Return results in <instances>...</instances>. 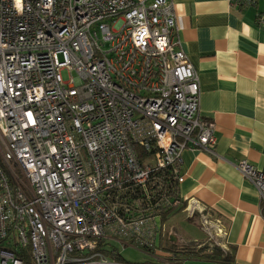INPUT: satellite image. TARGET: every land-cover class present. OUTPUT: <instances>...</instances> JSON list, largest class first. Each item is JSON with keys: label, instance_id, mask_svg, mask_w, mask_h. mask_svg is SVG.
Segmentation results:
<instances>
[{"label": "built area", "instance_id": "2783aa9c", "mask_svg": "<svg viewBox=\"0 0 264 264\" xmlns=\"http://www.w3.org/2000/svg\"><path fill=\"white\" fill-rule=\"evenodd\" d=\"M200 103L173 0H0V264L165 260L163 216L197 208L182 153L218 141ZM236 166L264 208V171Z\"/></svg>", "mask_w": 264, "mask_h": 264}, {"label": "crops", "instance_id": "0c3cea01", "mask_svg": "<svg viewBox=\"0 0 264 264\" xmlns=\"http://www.w3.org/2000/svg\"><path fill=\"white\" fill-rule=\"evenodd\" d=\"M182 46L197 69L202 117L214 123V151L182 153L181 196L208 211L222 248L237 264H264V208L239 171L245 160L264 171V27L259 9L231 0H173ZM260 7V6H259ZM169 255V253H167Z\"/></svg>", "mask_w": 264, "mask_h": 264}, {"label": "rangeland", "instance_id": "374dc122", "mask_svg": "<svg viewBox=\"0 0 264 264\" xmlns=\"http://www.w3.org/2000/svg\"><path fill=\"white\" fill-rule=\"evenodd\" d=\"M264 0H259L258 9L264 8ZM64 77L67 79V73L64 72ZM216 220L213 218V215L204 211L198 212V210H193L192 208L180 209L164 223L165 233L172 237L173 242H176L179 246L192 247L191 244H198V247L194 249H201L204 245H208V251H212L215 247H220L221 249V237L222 234L219 232ZM169 232H166L168 231ZM166 234V235H167ZM194 241V242H193ZM115 247L119 250L120 255L128 262H138L143 263L146 261L154 260V257L148 255L145 252L138 251L132 247L123 249L120 242L113 243ZM161 246L164 244V237L160 242ZM224 250V249H223ZM225 251V250H224ZM214 259V257H213ZM204 264H217V263H204Z\"/></svg>", "mask_w": 264, "mask_h": 264}, {"label": "trees", "instance_id": "16d2710c", "mask_svg": "<svg viewBox=\"0 0 264 264\" xmlns=\"http://www.w3.org/2000/svg\"><path fill=\"white\" fill-rule=\"evenodd\" d=\"M180 209L183 208L173 207L171 210H168L167 213L163 216V222L166 223L171 215ZM166 232H169V229ZM166 234L167 233L162 236V238L164 237V244L163 246H161L160 244V249L164 253H169V255H164L165 260H151L150 262H156V264H237L234 260L233 252L231 251H224L220 247H215L212 251H208V245H204L203 248L198 249V245L200 243L191 244L192 247L189 248L186 246H179L176 244V242H173L171 245L170 243L173 240L168 234ZM196 245L198 248L194 249ZM107 253L118 261H125L122 255H120V253L118 252L111 253L107 251Z\"/></svg>", "mask_w": 264, "mask_h": 264}]
</instances>
